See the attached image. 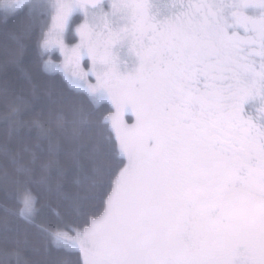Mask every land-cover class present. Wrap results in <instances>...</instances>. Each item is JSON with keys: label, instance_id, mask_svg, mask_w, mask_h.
I'll return each mask as SVG.
<instances>
[{"label": "snow or ice", "instance_id": "6c2138e0", "mask_svg": "<svg viewBox=\"0 0 264 264\" xmlns=\"http://www.w3.org/2000/svg\"><path fill=\"white\" fill-rule=\"evenodd\" d=\"M0 264H264V0H0Z\"/></svg>", "mask_w": 264, "mask_h": 264}, {"label": "trees", "instance_id": "16d2710c", "mask_svg": "<svg viewBox=\"0 0 264 264\" xmlns=\"http://www.w3.org/2000/svg\"><path fill=\"white\" fill-rule=\"evenodd\" d=\"M13 76L15 74H12ZM44 87L46 88H52L54 89L56 92H59L60 91V85L59 84H44L43 85ZM44 101V97L41 96V98L38 100V103L40 102H43ZM110 107V106H109ZM55 259L58 261V262H63L65 261L66 259H68L67 257H62V256H58V257H55Z\"/></svg>", "mask_w": 264, "mask_h": 264}]
</instances>
